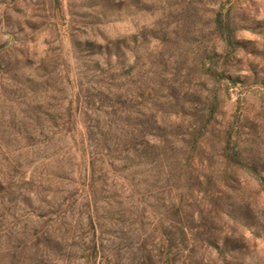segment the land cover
Masks as SVG:
<instances>
[{"label": "rangeland", "instance_id": "obj_1", "mask_svg": "<svg viewBox=\"0 0 264 264\" xmlns=\"http://www.w3.org/2000/svg\"><path fill=\"white\" fill-rule=\"evenodd\" d=\"M0 264H264V0H0Z\"/></svg>", "mask_w": 264, "mask_h": 264}, {"label": "trees", "instance_id": "obj_2", "mask_svg": "<svg viewBox=\"0 0 264 264\" xmlns=\"http://www.w3.org/2000/svg\"><path fill=\"white\" fill-rule=\"evenodd\" d=\"M84 115H85V117L88 116L87 113H84ZM90 128H91V127H90L89 125L85 126V130L87 131V135H88L87 137H89V133H90L89 130H90ZM146 133H147V132L145 131L144 134H146ZM149 134H150V133H149ZM87 185H88V189H89L88 192H92V189H93V187H94V178H91V179L89 178V179H88V184H87ZM92 193H93V192H92ZM92 193H91V195H93ZM91 195H89V196H91ZM87 205H88V207H90V202H89V201H87ZM91 220H92V219H91Z\"/></svg>", "mask_w": 264, "mask_h": 264}]
</instances>
